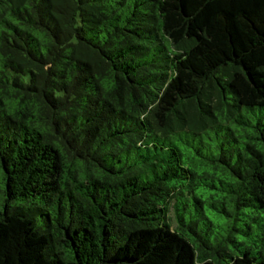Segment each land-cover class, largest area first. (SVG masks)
I'll use <instances>...</instances> for the list:
<instances>
[{"label":"trees","instance_id":"16d2710c","mask_svg":"<svg viewBox=\"0 0 264 264\" xmlns=\"http://www.w3.org/2000/svg\"><path fill=\"white\" fill-rule=\"evenodd\" d=\"M0 264H264V0H0Z\"/></svg>","mask_w":264,"mask_h":264},{"label":"rangeland","instance_id":"374dc122","mask_svg":"<svg viewBox=\"0 0 264 264\" xmlns=\"http://www.w3.org/2000/svg\"><path fill=\"white\" fill-rule=\"evenodd\" d=\"M167 217L169 218V223H170L171 227H172L173 229H175L176 226H177V222H176V219H175V215H174L173 210H170V211L167 213Z\"/></svg>","mask_w":264,"mask_h":264}]
</instances>
